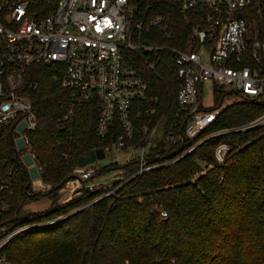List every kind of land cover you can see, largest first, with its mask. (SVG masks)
Instances as JSON below:
<instances>
[{
  "label": "trees",
  "instance_id": "obj_1",
  "mask_svg": "<svg viewBox=\"0 0 264 264\" xmlns=\"http://www.w3.org/2000/svg\"><path fill=\"white\" fill-rule=\"evenodd\" d=\"M133 2L147 19L158 13L167 18V32L151 28L144 35L146 44L182 47L189 29L175 4L165 0ZM147 58L137 54L134 67L151 93L159 97L155 120L165 117L167 128L178 112L180 79L174 56L161 52L154 70ZM56 68L57 64H49L29 70V83L37 85L31 97L39 121L37 131L30 135L31 146L40 163L41 180L50 187L45 196L53 204L73 179L79 160L105 149L110 141L97 136L99 104L74 103L71 93L62 87L64 69L57 73ZM226 96L216 88L215 105ZM263 113L264 105L255 101L233 103L207 132L245 125ZM177 121L183 133L187 121L185 117ZM142 122L136 125L137 145L144 143L139 129ZM204 136L206 133L198 140ZM222 142L232 144L233 149L218 166L214 150ZM191 146L186 142L168 145L164 138L159 139L150 164L171 162ZM0 151V163L13 170L14 178L12 210L0 220L17 229L34 220L21 211L40 193L32 191L30 174L16 157L12 143L4 141ZM211 164L215 168L202 174ZM119 167L99 169L94 176ZM112 189L118 190L104 198L108 189H85L77 201L53 207L45 218H66L20 235L5 249V256L13 264H264V127L210 139L172 165L130 181L126 178ZM160 210L168 214L166 219L161 218ZM32 237L37 239L31 241ZM15 243L19 245L13 259L10 251Z\"/></svg>",
  "mask_w": 264,
  "mask_h": 264
},
{
  "label": "built area",
  "instance_id": "obj_2",
  "mask_svg": "<svg viewBox=\"0 0 264 264\" xmlns=\"http://www.w3.org/2000/svg\"><path fill=\"white\" fill-rule=\"evenodd\" d=\"M165 1L175 4L188 26L181 48L146 44L144 35L151 28L167 32V18L158 13L147 19L133 0H0V146L4 141L12 143L20 161L19 152L25 151L23 160L28 167L21 163L31 184L32 178H39L37 185L50 189L41 180L30 139L39 121L31 97L37 85L29 83V70L38 65L57 64V73L64 69L62 87L71 93L74 103L99 104L97 136L110 139L103 149L105 156L128 154L125 164L119 166L134 169L111 186H100L109 190L101 198L114 194L118 189L112 187L117 182L172 165L210 139L264 127L263 113L245 125L207 132L228 105L245 100L264 105V0ZM161 52L174 56L180 79L178 112L167 128L165 117L155 120L159 97L151 93L134 67L141 53L150 57L146 63L154 70ZM207 83H212L214 95L216 88H221L236 101L227 105L226 96L219 105L204 107ZM180 117L187 121L183 133L177 121ZM141 120L144 143L137 145L136 125ZM162 138L173 146L185 142L191 146L198 141L177 159L152 165L150 155ZM232 149V144L220 143L214 150L215 163L223 165ZM215 166L209 165L202 174ZM95 172L77 167L70 182L82 193L92 191L104 183L89 184ZM13 187V170L0 163V219L12 210ZM160 216L166 219L168 214L160 210ZM65 218L17 229L0 220V264H11L4 251L20 235L54 226Z\"/></svg>",
  "mask_w": 264,
  "mask_h": 264
},
{
  "label": "rangeland",
  "instance_id": "obj_3",
  "mask_svg": "<svg viewBox=\"0 0 264 264\" xmlns=\"http://www.w3.org/2000/svg\"><path fill=\"white\" fill-rule=\"evenodd\" d=\"M221 91H223L221 88H218ZM224 92V91H223ZM228 94V92H227ZM227 102L226 104H230L236 101V99L233 96H229V94L226 97ZM204 107H213L216 104L215 95H214V87L212 83H207L204 86V95H203V102ZM19 156L21 157L22 163L28 167L26 162L23 160V156L26 154L25 151H20ZM127 153L120 152V153H108L106 154L105 159L101 161H96L93 165H89V169H93L98 171L99 169H104L106 167H110L112 165H122L125 164ZM134 169L133 166H130L129 168L125 167H119L116 170H110L108 172L103 173L101 176H94L89 180V184H96V183H103L100 186L109 187L111 184H113L115 181L119 180L120 178L124 177L127 172H130ZM39 178H32V189L36 192H41L38 196L32 197L29 201L26 202V204L23 206V209L21 211V215H28L32 216L34 220L29 223V225H38L41 223H46L48 221H53L54 219L52 217L45 218L44 216L48 215L50 209L54 208H60V206L65 205L66 203H71L72 201H77V199H80L82 193L81 188L78 187V185L73 184V182H69L66 184V186L58 193V197L54 198L56 201L55 204H53L52 200L45 196L47 195L48 191H45V189L40 188L37 184L39 182ZM48 213V214H47ZM65 213V212H64ZM42 217V218H41ZM25 226V225H24ZM23 226V227H24ZM35 231V230H33ZM37 231V230H36ZM36 237H32L30 240L34 241L36 240ZM18 243L13 244L10 253L12 254V257L14 259L16 253H17V247ZM11 264H13V261H9Z\"/></svg>",
  "mask_w": 264,
  "mask_h": 264
},
{
  "label": "water",
  "instance_id": "obj_4",
  "mask_svg": "<svg viewBox=\"0 0 264 264\" xmlns=\"http://www.w3.org/2000/svg\"><path fill=\"white\" fill-rule=\"evenodd\" d=\"M105 152L103 149H99V150H96V151H93L90 153L89 156L87 157H82L78 164H77V167L79 168H86L88 167L89 165H93L94 163H96V161H101L103 159H105Z\"/></svg>",
  "mask_w": 264,
  "mask_h": 264
}]
</instances>
